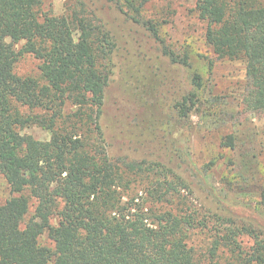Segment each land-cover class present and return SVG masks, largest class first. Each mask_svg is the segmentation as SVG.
<instances>
[{
  "label": "trees",
  "instance_id": "16d2710c",
  "mask_svg": "<svg viewBox=\"0 0 264 264\" xmlns=\"http://www.w3.org/2000/svg\"><path fill=\"white\" fill-rule=\"evenodd\" d=\"M114 1L123 11V2ZM148 1L124 4L157 37L160 23L142 15ZM41 4L0 0V172L15 193L0 203V264H224L222 245L235 264H264V216L218 192L178 129L175 152L229 216H218L224 228L211 246L193 244L194 228L206 223L182 196L190 189L185 178L165 164L158 168L110 156L101 117L115 36L86 0L61 15L41 14ZM195 11L207 23L206 43L217 58L245 60V108L264 111V0H197ZM23 53L39 59V77L15 72ZM164 54L193 66L189 53L181 57L165 48ZM192 80L200 91V72L194 70ZM195 98L197 93L178 103L179 116L188 115ZM34 125L50 137L24 132ZM223 144L233 147V137ZM144 175L148 184L140 194L134 185ZM32 199L35 209L25 222ZM236 219L257 226L240 227ZM242 233L254 240L246 251L238 241ZM43 234L53 247L41 244Z\"/></svg>",
  "mask_w": 264,
  "mask_h": 264
},
{
  "label": "rangeland",
  "instance_id": "374dc122",
  "mask_svg": "<svg viewBox=\"0 0 264 264\" xmlns=\"http://www.w3.org/2000/svg\"><path fill=\"white\" fill-rule=\"evenodd\" d=\"M76 1L42 0L41 14H65ZM86 2L116 40L101 117L110 156L119 162L138 160L158 168L165 164L174 175L186 179L190 189L184 188L182 196L197 217L206 223L193 230V244L199 249L211 246L214 237L222 234L224 225L218 216H229L175 152L172 138L178 134L177 129L186 137L193 161L218 192L241 200L264 216V111L245 108L246 62L244 59H220L213 54L206 43L207 23L195 11L197 0H149L142 15L146 20L160 23L157 37L131 18L124 0H121L123 11L114 0ZM23 43L15 44L17 51ZM165 48L181 57L189 53L193 66L171 62L164 54ZM39 65V59L33 54L23 53L19 55L15 72L39 77ZM157 65L161 70L155 73ZM194 70L202 76L200 91L192 80ZM193 93L199 95L195 105L190 107L188 115L179 116L178 103ZM24 132L38 139H47L51 134L37 125L25 128ZM228 136L234 139L233 147L223 144ZM147 184L144 175L133 185L142 194ZM13 195L15 193L0 172V203ZM35 204L32 199L25 222L33 214ZM251 222L236 219L235 224L257 226ZM261 237L264 238V234ZM238 241L244 251L254 243L248 233L240 234ZM40 242L53 247L47 234L40 236ZM220 252L224 264H235L227 246L222 245Z\"/></svg>",
  "mask_w": 264,
  "mask_h": 264
}]
</instances>
